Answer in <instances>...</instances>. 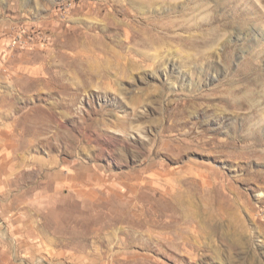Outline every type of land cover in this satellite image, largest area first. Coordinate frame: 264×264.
I'll use <instances>...</instances> for the list:
<instances>
[{"label": "rangeland", "instance_id": "obj_1", "mask_svg": "<svg viewBox=\"0 0 264 264\" xmlns=\"http://www.w3.org/2000/svg\"><path fill=\"white\" fill-rule=\"evenodd\" d=\"M6 156L0 264H264V0H0Z\"/></svg>", "mask_w": 264, "mask_h": 264}, {"label": "crops", "instance_id": "obj_2", "mask_svg": "<svg viewBox=\"0 0 264 264\" xmlns=\"http://www.w3.org/2000/svg\"><path fill=\"white\" fill-rule=\"evenodd\" d=\"M38 161H39V159H38ZM7 163H8V157L6 156V157L3 158L2 162L0 163V172H4L5 179L8 181V183L11 182V184H13L12 183L13 182V175H12V173L18 172V170L20 169V164L18 165V164H15V163L12 162L10 164V166L8 167V164ZM81 167H82L81 168L82 170L88 168V167H86L84 165L81 166ZM35 168L36 169H39V168H42L43 169L44 168V160H41V163L40 164L37 163L36 166H35ZM8 173H10V177L7 176ZM78 173L79 172H77V173L76 172H74V173L73 172H70V169L68 171L66 169L58 170V174H57L58 179H62L63 180V181H61L62 182V185H60V188L65 187L66 181L67 182H70V181H73V180H77L78 179ZM79 174L82 175L81 172ZM18 187H20L19 190L16 191L14 194L11 195V197L8 199L9 201L14 202V201L17 200V198H20V200H22V198L19 197V196H21V189H23V187L21 185H18ZM20 205L22 206V202H21ZM20 213H22V212H19L18 214H20ZM17 215L13 219H14V221H16V223H18L19 225L22 226V224H24V222L23 221H20V220H23L24 217H22V214L20 216H17ZM26 221H27V219H26Z\"/></svg>", "mask_w": 264, "mask_h": 264}, {"label": "bare ground", "instance_id": "obj_3", "mask_svg": "<svg viewBox=\"0 0 264 264\" xmlns=\"http://www.w3.org/2000/svg\"><path fill=\"white\" fill-rule=\"evenodd\" d=\"M163 176V175H162ZM171 178V177H170ZM169 178V179H170ZM162 239L170 241L177 248H181L185 255L191 256L193 259H197L198 256L194 254L195 241L199 242L201 238L212 239V233H198L195 230L191 231H176V232H162L160 233Z\"/></svg>", "mask_w": 264, "mask_h": 264}]
</instances>
